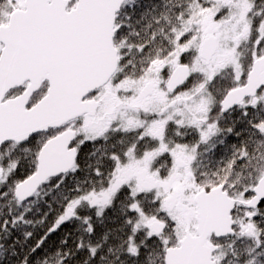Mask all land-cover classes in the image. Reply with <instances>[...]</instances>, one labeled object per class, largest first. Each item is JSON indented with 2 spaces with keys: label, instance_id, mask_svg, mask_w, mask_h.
Returning a JSON list of instances; mask_svg holds the SVG:
<instances>
[{
  "label": "snow or ice",
  "instance_id": "1",
  "mask_svg": "<svg viewBox=\"0 0 264 264\" xmlns=\"http://www.w3.org/2000/svg\"><path fill=\"white\" fill-rule=\"evenodd\" d=\"M0 264H264V0H0Z\"/></svg>",
  "mask_w": 264,
  "mask_h": 264
}]
</instances>
